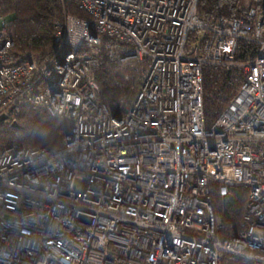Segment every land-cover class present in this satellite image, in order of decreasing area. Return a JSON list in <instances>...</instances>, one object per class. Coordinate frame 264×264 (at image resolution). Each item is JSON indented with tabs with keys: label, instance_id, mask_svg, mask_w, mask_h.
Returning a JSON list of instances; mask_svg holds the SVG:
<instances>
[{
	"label": "built area",
	"instance_id": "2783aa9c",
	"mask_svg": "<svg viewBox=\"0 0 264 264\" xmlns=\"http://www.w3.org/2000/svg\"><path fill=\"white\" fill-rule=\"evenodd\" d=\"M76 1L86 18L51 22L43 61L13 53L0 17V117L38 106L72 124L58 149L0 152V264H264V0H238L234 19L202 0ZM105 40L141 79L120 117L94 75ZM208 66L238 79L213 123ZM234 188L248 190L236 233L214 199Z\"/></svg>",
	"mask_w": 264,
	"mask_h": 264
},
{
	"label": "trees",
	"instance_id": "16d2710c",
	"mask_svg": "<svg viewBox=\"0 0 264 264\" xmlns=\"http://www.w3.org/2000/svg\"><path fill=\"white\" fill-rule=\"evenodd\" d=\"M201 5L208 8V19H234L239 16L238 0H202ZM64 12L86 18L78 9L76 0H0V17L7 20V31L15 44L13 53L39 55L41 61L52 56L55 44L50 23L61 19ZM105 43L106 40L101 48H97L94 75L102 102L120 117L132 102L141 79L134 67L109 64ZM243 46L254 48L252 45ZM229 82L238 83V79L221 68L208 66L204 69V110L209 123L218 119L236 91V87ZM71 127L70 122L52 117L42 107L18 106L11 112L8 122L0 123V152L13 146L43 147L51 151L58 149ZM231 194L233 199L226 205L218 201L217 193L214 199L219 219L227 229L233 227L236 233L246 211L248 190L234 188ZM225 264L249 263L226 256Z\"/></svg>",
	"mask_w": 264,
	"mask_h": 264
},
{
	"label": "water",
	"instance_id": "95a60500",
	"mask_svg": "<svg viewBox=\"0 0 264 264\" xmlns=\"http://www.w3.org/2000/svg\"><path fill=\"white\" fill-rule=\"evenodd\" d=\"M9 120V117L8 116H2L0 117V123L1 122H5V121H8Z\"/></svg>",
	"mask_w": 264,
	"mask_h": 264
},
{
	"label": "rangeland",
	"instance_id": "374dc122",
	"mask_svg": "<svg viewBox=\"0 0 264 264\" xmlns=\"http://www.w3.org/2000/svg\"><path fill=\"white\" fill-rule=\"evenodd\" d=\"M239 2H238V7H239ZM202 6V5H201ZM203 7V6H202ZM237 10H238V8H237ZM239 12V11H238ZM101 99H102V96H101ZM103 101V100H102ZM8 128V127H7ZM243 216V215H242ZM242 218V217H241ZM240 221H241V219H240Z\"/></svg>",
	"mask_w": 264,
	"mask_h": 264
}]
</instances>
